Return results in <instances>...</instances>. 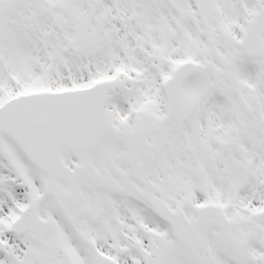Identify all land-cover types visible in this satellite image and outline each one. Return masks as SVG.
<instances>
[{"label":"snow or ice","instance_id":"snow-or-ice-1","mask_svg":"<svg viewBox=\"0 0 264 264\" xmlns=\"http://www.w3.org/2000/svg\"><path fill=\"white\" fill-rule=\"evenodd\" d=\"M0 264H264V0H0Z\"/></svg>","mask_w":264,"mask_h":264}]
</instances>
